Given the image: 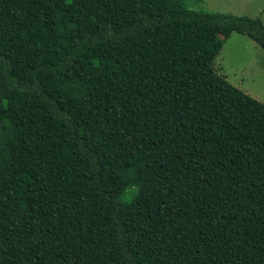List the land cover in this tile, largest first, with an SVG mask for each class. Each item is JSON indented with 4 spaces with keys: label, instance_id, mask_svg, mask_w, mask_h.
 Wrapping results in <instances>:
<instances>
[{
    "label": "trees",
    "instance_id": "16d2710c",
    "mask_svg": "<svg viewBox=\"0 0 264 264\" xmlns=\"http://www.w3.org/2000/svg\"><path fill=\"white\" fill-rule=\"evenodd\" d=\"M183 1L0 0V264H264V23Z\"/></svg>",
    "mask_w": 264,
    "mask_h": 264
},
{
    "label": "rangeland",
    "instance_id": "374dc122",
    "mask_svg": "<svg viewBox=\"0 0 264 264\" xmlns=\"http://www.w3.org/2000/svg\"><path fill=\"white\" fill-rule=\"evenodd\" d=\"M183 6L194 12L260 18L264 23V0H184ZM214 70L264 104V49L249 37L233 34L216 57Z\"/></svg>",
    "mask_w": 264,
    "mask_h": 264
}]
</instances>
